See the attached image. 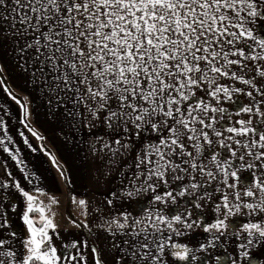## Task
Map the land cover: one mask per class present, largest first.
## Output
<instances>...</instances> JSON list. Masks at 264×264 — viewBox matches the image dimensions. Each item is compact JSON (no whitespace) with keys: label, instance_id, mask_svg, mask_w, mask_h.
I'll return each mask as SVG.
<instances>
[{"label":"snow or ice","instance_id":"snow-or-ice-1","mask_svg":"<svg viewBox=\"0 0 264 264\" xmlns=\"http://www.w3.org/2000/svg\"><path fill=\"white\" fill-rule=\"evenodd\" d=\"M3 45L61 132L102 163L99 196L69 197L77 233L61 229L56 192L0 119L28 185L3 165L0 264H264V0H0ZM5 72L19 123L44 140Z\"/></svg>","mask_w":264,"mask_h":264},{"label":"crops","instance_id":"crops-1","mask_svg":"<svg viewBox=\"0 0 264 264\" xmlns=\"http://www.w3.org/2000/svg\"><path fill=\"white\" fill-rule=\"evenodd\" d=\"M9 51L12 52V47L9 45ZM46 120L52 123L53 125L50 130H41L42 135L46 142H38V140L31 135V132H25L19 130V128L14 127L12 131L9 132V135L12 137V144L9 145L10 150L19 149V158L23 161L26 169L36 176L39 179V186L48 191H55L58 196L60 203L58 206H53V212L56 213V222L61 226V229L68 228L70 232L77 233V229L71 227V221L68 218V213H71L73 219L81 218L79 216V209L75 204H71L69 197L76 194L88 193L89 198H94L92 193H96L99 196V190L96 187L95 174L98 167L101 165V161L96 160L90 157L87 153V148L84 144V138L80 135H77L73 132H70L65 126L63 133L61 132V125L58 122L53 121L49 116L46 117ZM18 129V130H17ZM23 132L24 136L22 137L20 133ZM0 138H3L2 132H0ZM27 138L29 144L32 148H35L36 151L33 152L24 143V139ZM46 147L50 149L60 160V163L64 165L65 169L68 172V176L72 181L71 187H65L62 180L58 177L56 170L51 167V164L40 151L41 147ZM0 179L6 177V171L3 165H7V170L11 171L13 175L21 180L22 185L28 187L26 182L23 180V174L20 172L19 168L16 166L15 162L3 152L0 148ZM4 157H7L5 159ZM34 183H36L34 181ZM17 199H21L16 196ZM79 198V196H78ZM45 203L47 199L41 197ZM79 238V237H77ZM71 239L70 236L65 235V240ZM95 240V237L91 238Z\"/></svg>","mask_w":264,"mask_h":264},{"label":"rangeland","instance_id":"rangeland-1","mask_svg":"<svg viewBox=\"0 0 264 264\" xmlns=\"http://www.w3.org/2000/svg\"><path fill=\"white\" fill-rule=\"evenodd\" d=\"M0 65H4L6 68V72L4 74V78L6 80L5 86L9 87L14 94H18L21 99L24 95H30V98L34 101L30 107L31 116L27 121L30 127L34 128L41 135L42 129H52V126L56 123L46 120V117L49 115L47 114L45 101L33 93L32 88L27 83L26 75L20 68L17 67L16 56L13 51H9V45L0 46ZM5 110L7 111V114L5 113ZM0 119H3L9 132L12 131L14 127L19 128V130L29 132L27 128L19 123V107L6 93H4L3 86H0ZM42 136L44 137V135ZM44 141L46 142L45 139L38 140V142H41V145H43ZM4 158L7 159V157ZM13 219H15V217H13Z\"/></svg>","mask_w":264,"mask_h":264}]
</instances>
